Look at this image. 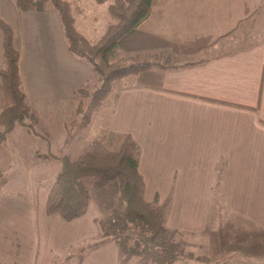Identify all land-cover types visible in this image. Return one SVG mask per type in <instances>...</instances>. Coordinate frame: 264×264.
I'll return each instance as SVG.
<instances>
[{
    "label": "crops",
    "instance_id": "1",
    "mask_svg": "<svg viewBox=\"0 0 264 264\" xmlns=\"http://www.w3.org/2000/svg\"><path fill=\"white\" fill-rule=\"evenodd\" d=\"M109 1L86 0L77 18L79 31L90 41L102 35ZM0 20L13 30L23 90L39 124L48 129L43 108L74 99L78 88L92 78V69L69 51L54 9L21 11L12 0H0ZM139 31L196 51L191 60H204L165 71L163 90L118 87L101 110H110V137L129 134L139 147L144 199L157 198L162 203L171 195L166 226L184 232L187 238L205 236L217 187L233 217L263 234L264 0H153ZM36 132L17 125L6 139L14 150L20 149L16 154L27 158L21 167L17 157L10 156L11 166L36 171L39 180L33 185L31 179L16 189H8L7 180L0 187V264H118L117 246L112 242L86 251L80 263L75 257L56 263L97 240L95 220L104 212L93 199L87 212L72 221L46 213L52 183L46 187L43 178L55 171V180L61 158L70 155L77 143L65 145L51 138L50 143L42 142L44 129ZM85 141L83 137L79 144ZM20 143L32 145L21 148ZM38 143L43 146L37 147ZM6 150L9 154L8 146L4 147L0 159ZM250 226L246 234L252 232ZM261 238L235 248L236 254L244 253L246 262L229 257L213 263L204 244L198 246L203 252L196 260L200 264H253V256L264 264ZM189 251L193 254V249ZM175 264L191 263L180 260Z\"/></svg>",
    "mask_w": 264,
    "mask_h": 264
},
{
    "label": "trees",
    "instance_id": "2",
    "mask_svg": "<svg viewBox=\"0 0 264 264\" xmlns=\"http://www.w3.org/2000/svg\"><path fill=\"white\" fill-rule=\"evenodd\" d=\"M21 11L54 9L62 26L69 51L88 63L101 83L89 90L85 85L77 90L75 113L66 122L67 133L75 126L87 128L94 116L106 106L115 92V84L126 88L145 87L163 90L165 71L195 65L189 57L196 51L139 31L140 24L151 13L153 0H110L106 6L107 24L96 42L90 41L77 26L78 16L86 8V0H12ZM3 66L0 80L3 105L0 110V151L6 136L16 125H29L39 118L29 104L19 74V51L13 44V30L0 20ZM119 51L125 56H119ZM190 59V60H189ZM109 118L98 135L88 141L76 158L70 155L60 160V171L48 189L46 213L57 214L65 221L82 217L93 200V190L114 185L124 203L123 208L104 212L95 220L96 241L79 246L74 253L58 259L63 263L75 257L80 263L85 252L106 243L118 250V264L135 259L138 264H175L190 257L185 233L165 224L170 199L159 203L144 199L145 184L138 171L140 150L129 134H120L109 142ZM7 179L0 178V187ZM217 188V187H216ZM220 194V193H219ZM218 193V200L222 198ZM17 196L24 197L22 194ZM221 199V200H220Z\"/></svg>",
    "mask_w": 264,
    "mask_h": 264
},
{
    "label": "rangeland",
    "instance_id": "3",
    "mask_svg": "<svg viewBox=\"0 0 264 264\" xmlns=\"http://www.w3.org/2000/svg\"><path fill=\"white\" fill-rule=\"evenodd\" d=\"M97 39L92 40V42L93 43L96 42ZM118 55L125 56V53L122 51H119ZM100 83H101L100 77L97 74L92 73V78L85 84V86H87L89 90L92 91ZM122 84H123L122 82H117L115 84V91L117 90L118 87L126 88ZM76 97L74 99L66 100L64 102L53 103L52 106L43 108L42 118L46 122V124H48V127H49L48 129L46 127H41V124H39L38 122V123H33L34 131L30 130L29 125L32 124V120L30 118L27 119V124L24 125L27 128L28 132L34 133V134L36 133V135H37L36 131L42 132V128H43L44 129V133H43L44 139L40 140L42 142L50 143L51 139H53L54 142L58 140L60 143L65 144V145H71L73 143H77V147L70 154L72 158L78 157L85 149L88 141L91 140L94 136L98 135L100 130L103 128L105 121H107L108 118L110 120L109 108H107L103 112L101 111L103 109H101L94 116L92 123L87 128L80 130L78 128H75V126H73L71 127L72 128L70 130L71 132L67 133L66 131L67 129L66 127H64V125L66 122H69L74 116L75 107H76V101H75ZM2 98L0 97V110L3 105ZM110 99L107 101V104L110 102ZM109 126H110V121H109L108 128ZM13 130L11 132H13ZM10 133H8L7 136ZM46 134H48L49 137L46 136ZM49 134L52 135L53 138L50 137ZM7 136H6V139H7ZM83 137L86 141L79 144V141L82 140ZM108 138H109V142H114L116 139V137H110V128L108 132ZM6 139L2 146L0 154L3 152V149L6 146H8L9 148V154H7V150H6V153L2 156L3 160L0 159V168H3V170L0 169L1 170L0 178L4 177L7 180H9L8 181L9 185L8 187L6 186L8 189H16L20 187H25L28 184V182H30L31 179H32V184L36 185V183L39 180V177H37L36 171L28 172L27 170L25 171L24 169H17L15 165L11 166L13 157H17V161L21 167L25 166V163H27V158H25L24 156H21V154H16L18 153V151H20V149H17L18 151L14 150L11 144L6 143ZM20 145H22L21 148H29L32 144L24 145L23 143H20L19 146ZM39 146H43V145L38 143L37 147ZM10 156H13V157H10ZM23 157H24V161H23ZM8 158H10V161H8L5 165L6 159ZM51 172H49V174L43 178L45 180L43 181V183L46 185V187H48L49 185H51V183H53L51 181H54L52 180V177H53L52 175L55 171L54 172L51 171ZM214 191L215 192L213 194V206L210 211V214H213V215L209 221L207 235L205 236L200 235L197 237L193 235L192 236L189 235L187 238V235L185 234V239L190 243L186 251L191 252L189 250L193 249V254L191 253L190 257L184 258L182 259V261H185V262L189 261V263L191 264H200L199 261L196 260V258L200 257L203 251L201 250L199 251L198 246L200 244L201 245L204 244V245H207V249H205L204 252L206 251V254L210 257L209 260L212 261L213 263H215L216 261L218 263H221L222 261L229 259V257H233V260L236 262L243 261V260L244 262H246V260L243 257L244 255L243 251L241 252L243 254H240V253L236 254L239 251L235 250V248L239 249L241 245H252L255 242H258L259 237L261 236L264 237V233L263 234L259 233L255 228L245 223L241 219L237 217H233L232 215L233 213L229 212V210L226 209L223 195L221 194V192H219L220 190L216 188ZM217 193L218 194L220 193L219 195L222 198V203L219 200L217 202V196H216ZM168 198L170 199V205H169V210H168L167 215L169 214L171 205H172L171 195H168L163 201L165 202L166 199ZM93 199L95 200L97 205L100 207V209L103 210V212H108L114 208L124 207V203L118 193L117 188L114 185H109L107 187L93 190ZM249 226L251 227L252 232H249V234H246L248 233L247 231H248ZM263 239L264 238H261L259 241L261 240L263 241ZM260 260L261 259H254V257L252 256L250 258V261H251L250 263L259 264ZM131 261L136 262L135 259H132Z\"/></svg>",
    "mask_w": 264,
    "mask_h": 264
}]
</instances>
